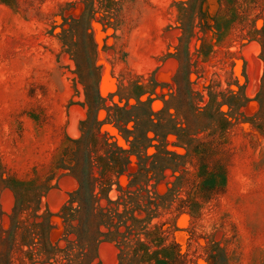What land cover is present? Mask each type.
I'll return each mask as SVG.
<instances>
[{
    "label": "rangeland",
    "instance_id": "374dc122",
    "mask_svg": "<svg viewBox=\"0 0 264 264\" xmlns=\"http://www.w3.org/2000/svg\"><path fill=\"white\" fill-rule=\"evenodd\" d=\"M0 264H264V0H0Z\"/></svg>",
    "mask_w": 264,
    "mask_h": 264
}]
</instances>
